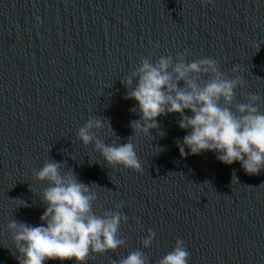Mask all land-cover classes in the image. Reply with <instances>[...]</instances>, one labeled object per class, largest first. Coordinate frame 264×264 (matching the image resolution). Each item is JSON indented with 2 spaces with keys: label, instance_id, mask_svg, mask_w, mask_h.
<instances>
[{
  "label": "water",
  "instance_id": "obj_1",
  "mask_svg": "<svg viewBox=\"0 0 264 264\" xmlns=\"http://www.w3.org/2000/svg\"><path fill=\"white\" fill-rule=\"evenodd\" d=\"M184 51L186 63L214 59L229 78L238 66L245 86L234 90L233 104L256 93L264 112V0H0V264H18L8 221L41 223L38 194L47 182L34 176L50 159L99 187L95 214L119 210L128 217L118 230L125 245L85 264H111L136 249L156 264L177 239L188 264H264V169L246 174L213 151L181 157L175 141L188 130L178 127L175 112L156 118L151 137H131L141 172L106 165L76 138L98 116L126 142L139 113L130 111L136 101L124 98L121 80L141 57L175 60ZM115 137L100 133L106 144ZM13 199L29 206L16 207ZM148 229L156 235L143 248Z\"/></svg>",
  "mask_w": 264,
  "mask_h": 264
},
{
  "label": "clouds",
  "instance_id": "obj_2",
  "mask_svg": "<svg viewBox=\"0 0 264 264\" xmlns=\"http://www.w3.org/2000/svg\"><path fill=\"white\" fill-rule=\"evenodd\" d=\"M214 0H202L211 5ZM158 44H153V48ZM187 51L178 52L175 60L171 55L160 56L155 62L141 57L121 83L127 89L124 98L134 99L139 119L132 120L129 127L133 135L120 143L107 118L93 116L76 131V138L84 146L92 145L108 166H121L136 172L142 171L136 146L131 137L150 136L156 129L158 116L177 113V125L188 130L182 139L175 141L181 157L213 151L215 158L225 165L239 162L246 174L254 175L264 169V112L258 107L261 97L256 93L244 96L246 102L233 104L235 89L243 88L241 76L235 75L238 66L233 65L232 78L221 72L217 61L199 58L185 62ZM207 76V79H201ZM182 82V86L178 83ZM188 110L191 115H185ZM107 130L116 139L105 143L100 133ZM161 136L164 133H159ZM151 137V136H150ZM187 148V152L185 149ZM163 151L162 147L155 148ZM63 163L48 160L35 172L34 179L46 181L47 186L39 192L44 210L40 224L33 226L10 219L7 230L15 248L18 264H45L47 260H72L85 264L90 256L104 254L124 246L126 241L118 234L121 223L128 217L119 210H105L97 215L93 202L97 200L94 183L78 180L72 169L61 171ZM233 180L237 181L234 170ZM30 191L34 192L30 186ZM16 207H28L21 199ZM122 205H116L119 209ZM156 233L148 229L142 239L143 248L151 246ZM92 253V255H90ZM188 251L183 240L177 239L171 251L165 253L156 264H188ZM111 264H150L148 257L139 249Z\"/></svg>",
  "mask_w": 264,
  "mask_h": 264
}]
</instances>
